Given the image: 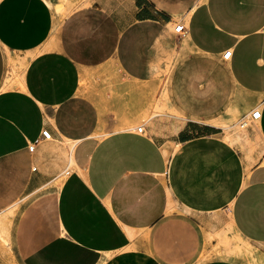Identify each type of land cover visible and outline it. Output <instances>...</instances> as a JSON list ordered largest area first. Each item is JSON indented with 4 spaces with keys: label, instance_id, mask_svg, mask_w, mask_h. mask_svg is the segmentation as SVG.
Returning <instances> with one entry per match:
<instances>
[{
    "label": "crops",
    "instance_id": "crops-1",
    "mask_svg": "<svg viewBox=\"0 0 264 264\" xmlns=\"http://www.w3.org/2000/svg\"><path fill=\"white\" fill-rule=\"evenodd\" d=\"M60 2L0 0V264H263L264 0ZM202 55L251 95L254 127L137 131L164 91L214 112Z\"/></svg>",
    "mask_w": 264,
    "mask_h": 264
},
{
    "label": "rangeland",
    "instance_id": "rangeland-1",
    "mask_svg": "<svg viewBox=\"0 0 264 264\" xmlns=\"http://www.w3.org/2000/svg\"><path fill=\"white\" fill-rule=\"evenodd\" d=\"M50 1L54 2L55 0ZM201 58V101L204 106L212 108L214 112L206 114L178 112V109L174 107L175 101L178 99L167 97V91L160 92L159 96L154 98V104L150 108L151 111L142 114L138 122L139 125H145L146 130L158 139L163 140L175 135L183 122L190 118L223 126L230 139L239 140L240 135L246 132V127H240V122L250 114L251 110L258 108V106L251 104L250 94L240 91L230 81L221 60L205 55H202ZM255 122L253 121L250 125L254 127ZM244 139L249 144L250 150H253L257 145L258 140L255 137L252 141L246 137ZM62 151H64L62 152V158H65L68 165L67 151ZM233 240L237 244L238 239L234 237ZM247 252L248 255H251L252 248Z\"/></svg>",
    "mask_w": 264,
    "mask_h": 264
},
{
    "label": "built area",
    "instance_id": "built-area-1",
    "mask_svg": "<svg viewBox=\"0 0 264 264\" xmlns=\"http://www.w3.org/2000/svg\"><path fill=\"white\" fill-rule=\"evenodd\" d=\"M173 29L175 32L179 33V34H183L185 32V28L183 23L178 22L176 24H174ZM231 55V50L227 49L222 53V57L224 59H227L229 56ZM261 116V110L259 108L253 109L251 110L250 114L246 117H244V119L240 122V127H247L249 126L253 121H257ZM137 131L142 132V126H138L137 127ZM41 137L42 139L48 140L51 139V133L48 129H42L41 131ZM37 142V141H35ZM35 142L30 143V145L28 146L29 150H33L34 146H35Z\"/></svg>",
    "mask_w": 264,
    "mask_h": 264
},
{
    "label": "bare ground",
    "instance_id": "bare-ground-1",
    "mask_svg": "<svg viewBox=\"0 0 264 264\" xmlns=\"http://www.w3.org/2000/svg\"><path fill=\"white\" fill-rule=\"evenodd\" d=\"M76 0H61V2L59 4H55L53 6V8L56 10V11H59L61 8H64L65 6L67 5H70L72 3H74ZM48 4L51 5L50 1L47 0ZM53 5V4H52ZM64 6V7H63ZM69 7V6H68ZM71 7V6H70ZM65 11V10H64ZM57 14V13H56ZM70 154V153H69Z\"/></svg>",
    "mask_w": 264,
    "mask_h": 264
}]
</instances>
